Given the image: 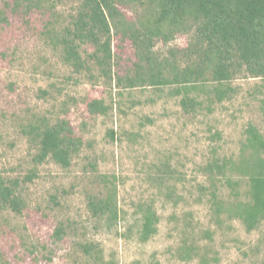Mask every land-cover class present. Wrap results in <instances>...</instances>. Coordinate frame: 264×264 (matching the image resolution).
I'll list each match as a JSON object with an SVG mask.
<instances>
[{"label":"rangeland","instance_id":"rangeland-1","mask_svg":"<svg viewBox=\"0 0 264 264\" xmlns=\"http://www.w3.org/2000/svg\"><path fill=\"white\" fill-rule=\"evenodd\" d=\"M55 3L53 11L6 10L7 21H0V177L17 180L23 199L22 213L0 212V264H94L79 246L86 242L98 244L105 262L114 264H204L203 258L264 264V221L247 232L213 204L215 198L227 208L247 200L246 179L235 173L242 179L231 188L223 176L213 179L204 171L215 159L237 160L249 124L264 134V80L239 73L227 82L228 98L211 102L201 94L204 105L191 113L172 93L175 85L118 88L117 75L135 76L148 64L132 41L113 31L112 81L102 76L90 44L81 48L85 68L75 72L56 35L80 2ZM119 8L136 21L142 7ZM198 45L192 32L152 49L159 63L184 68L196 60ZM95 99L109 106L106 115L89 111ZM63 119L82 139L80 152L69 168L52 160L35 164L37 145L27 130ZM110 190L120 220L108 229L93 218L88 201ZM142 203L153 205L159 217L157 234L145 243L138 235ZM59 227L65 230L61 240L54 236ZM186 243L199 246L194 260L180 259Z\"/></svg>","mask_w":264,"mask_h":264},{"label":"trees","instance_id":"trees-1","mask_svg":"<svg viewBox=\"0 0 264 264\" xmlns=\"http://www.w3.org/2000/svg\"><path fill=\"white\" fill-rule=\"evenodd\" d=\"M0 21L6 22V10L47 9L53 11L56 0H1ZM79 10L72 16L69 26L56 35L57 45L63 50V60L75 72L85 68L81 55L84 44L94 47L96 64L106 78H111L113 68L112 38L129 39L137 49L138 56L148 64L138 66L136 75L125 78L117 75L118 88L137 86H172L175 96H182L180 104L186 113L204 105L201 94L214 102L229 97L230 82L242 72L250 77L264 80V0H78ZM139 3L141 11L137 20L127 17L120 6ZM194 33L200 45L194 50L196 60L180 68L171 60L158 62L153 54L157 41L169 42L178 34ZM55 36V35H54ZM193 54V52L191 51ZM141 65V64H136ZM126 82L125 84H123ZM93 115H106L109 106L102 100L88 103ZM30 142L37 145L33 162L41 165L49 160L69 168L83 146L71 123L58 120L31 125L26 132ZM114 140L115 133L111 131ZM213 179L223 176L231 188H238L245 178L249 187L248 199H237L233 206L226 207L213 199L216 211L226 213L228 219L241 221L252 232L264 221V134L257 126L249 124L246 138L237 160L215 159L204 168ZM243 177L234 179V174ZM31 179V178H30ZM106 185L108 178L104 180ZM110 181V180H109ZM9 209L17 214L23 211V199L17 180L0 177V212ZM88 210L93 218L111 229L120 220L117 196L110 190L106 196H90ZM139 240L148 242L158 232L159 217L154 206L142 203ZM220 218V215L218 216ZM64 228H57L54 236L61 240ZM208 235V233H207ZM83 254L94 264L105 262L103 250L94 242L79 244ZM199 246L186 243L179 249L180 259L194 260ZM204 264H209L205 258Z\"/></svg>","mask_w":264,"mask_h":264}]
</instances>
